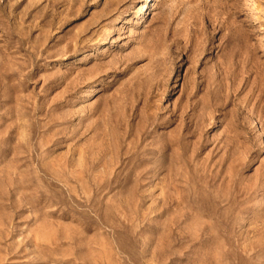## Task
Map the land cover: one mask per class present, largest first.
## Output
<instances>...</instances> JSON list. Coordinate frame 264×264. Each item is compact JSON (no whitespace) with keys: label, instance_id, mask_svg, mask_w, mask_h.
<instances>
[{"label":"rangeland","instance_id":"374dc122","mask_svg":"<svg viewBox=\"0 0 264 264\" xmlns=\"http://www.w3.org/2000/svg\"><path fill=\"white\" fill-rule=\"evenodd\" d=\"M0 264H264V0H0Z\"/></svg>","mask_w":264,"mask_h":264},{"label":"bare ground","instance_id":"6f19581e","mask_svg":"<svg viewBox=\"0 0 264 264\" xmlns=\"http://www.w3.org/2000/svg\"><path fill=\"white\" fill-rule=\"evenodd\" d=\"M149 9V6L146 7V11Z\"/></svg>","mask_w":264,"mask_h":264}]
</instances>
